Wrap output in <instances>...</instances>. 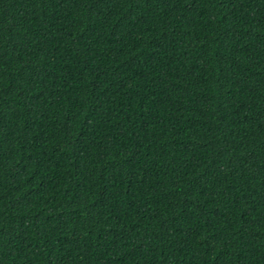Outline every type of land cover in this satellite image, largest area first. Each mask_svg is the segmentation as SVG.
Returning <instances> with one entry per match:
<instances>
[{
  "label": "trees",
  "instance_id": "trees-1",
  "mask_svg": "<svg viewBox=\"0 0 264 264\" xmlns=\"http://www.w3.org/2000/svg\"><path fill=\"white\" fill-rule=\"evenodd\" d=\"M0 264H264V0H0Z\"/></svg>",
  "mask_w": 264,
  "mask_h": 264
}]
</instances>
